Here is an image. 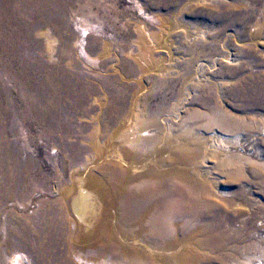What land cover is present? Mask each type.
Here are the masks:
<instances>
[{"label":"rangeland","instance_id":"1","mask_svg":"<svg viewBox=\"0 0 264 264\" xmlns=\"http://www.w3.org/2000/svg\"><path fill=\"white\" fill-rule=\"evenodd\" d=\"M112 165L137 208L89 240ZM82 178L103 209L78 224ZM168 259L264 264V0H0V264Z\"/></svg>","mask_w":264,"mask_h":264},{"label":"bare ground","instance_id":"2","mask_svg":"<svg viewBox=\"0 0 264 264\" xmlns=\"http://www.w3.org/2000/svg\"><path fill=\"white\" fill-rule=\"evenodd\" d=\"M151 42V41H150ZM142 64L144 63L143 61H141ZM146 65V63L143 64V66ZM143 120V119H142ZM164 121V120H163ZM150 123V125H155L156 124V120L151 119V121H148ZM146 122V123H148ZM214 122V121H213ZM219 127H221L224 130H228L229 125H227L226 122L224 121H220L217 120L215 122ZM139 125L140 128H137V131H133L131 133H129V137L127 138H123V140L121 141V144H126L131 146L134 149L137 150H142V151H151V147H152V142L154 141V137H153V132L151 133V131L147 128L148 126H143L142 122L139 121H135L134 122V126ZM186 131V130H185ZM230 131V130H229ZM119 133V131H118ZM121 136H119L120 138ZM122 139V138H121ZM199 139V138H198ZM207 140V139H206ZM197 143H199V145H195V146H199L201 149H203V147H205V144L207 142H205L204 140H197ZM196 144V143H195ZM194 145V144H193ZM111 146V145H110ZM194 146V147H195ZM113 150H109L110 154H112L114 157L117 158H121V146H119L117 143L112 144L111 146ZM179 148L183 149V150H190L191 147V143L184 141L182 142V144L179 145ZM174 150V149H172ZM199 150V149H198ZM105 153V152H104ZM125 153V152H124ZM184 154V153H183ZM181 155V154H180ZM109 157V156H107ZM182 157V156H181ZM105 159V158H104ZM127 160V159H126ZM119 162V161H117ZM121 162V161H120ZM114 163V162H113ZM117 164V163H116ZM124 166V165H123ZM136 166V165H135ZM117 167V166H116ZM110 177L112 178V180L114 182H112L110 180L109 182V191H110V199H109V203H108V208H109V216L111 221L109 220L108 222V226L107 224H103L101 225L98 229H97V225L95 226V229H92V226L94 227V225L90 226L91 230L89 229V233H88V238L90 240L91 237H93V240L96 239H100V235L103 234L105 232V229H107L109 227V230H112L113 225H115L118 222H125L126 219H128L129 217V213L131 211V213L137 208L134 204L129 206L128 202V198L130 196L129 193H127V182H123L119 179L118 174L119 173L117 169H115L112 166H110V169L108 170ZM127 171V170H126ZM122 172V171H121ZM123 173V172H122ZM125 174V173H124ZM123 175V174H122ZM170 175V174H168ZM183 175V174H182ZM189 175V174H188ZM103 176V175H102ZM121 176V175H120ZM146 176L149 177V179L153 180V181H159L164 179V176H167V174L165 175V173H155V172H151L148 173ZM168 177V176H167ZM171 177V176H170ZM184 181H189L191 182L190 177L185 178V176H182ZM110 178V179H111ZM141 179H145V177H140ZM81 179V178H80ZM79 179V182H80ZM85 179V178H84ZM97 179V178H96ZM95 179V180H96ZM125 179V178H124ZM176 179V178H175ZM178 179V178H177ZM92 179H90L89 182H87L86 180L84 181L82 178V182H80L79 184H76V191H75V195H74V200L69 201L70 203V208H71V212L73 213L74 216V223L77 222L78 224L80 223V221H92L94 218H96V220H99L100 215L101 214V210L103 209V206L100 201H99V196L97 197L98 191L95 192V190H90L89 186H91L93 188V186H101L102 183H94L91 181ZM135 180V179H134ZM139 180V179H138ZM150 181V180H149ZM135 182V181H134ZM182 182V180H181ZM141 183V182H140ZM148 183V182H147ZM150 183V182H149ZM130 185V184H129ZM133 185V184H132ZM129 187V186H128ZM98 189V188H96ZM101 192V191H100ZM130 192V191H129ZM139 193V192H138ZM137 195V194H136ZM134 198V197H133ZM150 198V197H149ZM97 199V200H96ZM113 204V205H112ZM133 207V208H132ZM116 208V209H115ZM138 212V211H137ZM149 212V211H148ZM136 213V212H135ZM117 214V216H116ZM148 214V213H147ZM133 216V214H130ZM145 215V214H144ZM132 218V217H131ZM146 218V217H145ZM76 223V224H77ZM110 223V224H109ZM97 229V230H96ZM93 230V231H92ZM96 230V231H95ZM119 230V229H118ZM95 231V232H94ZM147 232V231H146ZM155 232V231H154ZM116 233V232H114ZM152 231H149V234H152ZM157 234V233H156ZM106 235V234H105ZM109 235V234H107ZM115 235V234H114ZM113 235V236H114ZM153 235V234H152ZM102 239V238H101ZM135 240V239H134ZM97 241V240H96ZM96 241L91 242L92 246H90V249L93 248H97L99 245V242L97 243ZM103 241V240H102ZM111 243V242H110ZM109 243V244H110ZM112 244V243H111ZM139 245V244H138ZM146 246V245H145ZM101 248V247H100ZM84 248H82V246L78 247V255L88 261H93V262H100L103 261L104 259L107 260V258H102L103 254H96L93 253L91 254L92 256L88 255L87 257L85 256V254L82 253V250ZM95 251V250H94ZM92 251V252H94ZM188 255V254H187ZM113 258V257H112ZM192 258V257H191ZM165 259V258H163ZM110 260H113L110 258ZM118 261V259H117ZM156 261V260H155ZM172 261V260H171ZM169 261V259L166 261L168 262V264H172V262ZM17 263V262H16ZM194 264V263H193Z\"/></svg>","mask_w":264,"mask_h":264}]
</instances>
